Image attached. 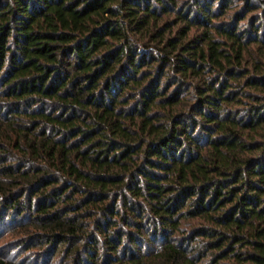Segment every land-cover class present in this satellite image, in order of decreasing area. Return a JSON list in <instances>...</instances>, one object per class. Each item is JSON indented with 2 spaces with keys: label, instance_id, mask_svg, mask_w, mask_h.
<instances>
[{
  "label": "trees",
  "instance_id": "16d2710c",
  "mask_svg": "<svg viewBox=\"0 0 264 264\" xmlns=\"http://www.w3.org/2000/svg\"><path fill=\"white\" fill-rule=\"evenodd\" d=\"M0 264H264V0H0Z\"/></svg>",
  "mask_w": 264,
  "mask_h": 264
},
{
  "label": "rangeland",
  "instance_id": "374dc122",
  "mask_svg": "<svg viewBox=\"0 0 264 264\" xmlns=\"http://www.w3.org/2000/svg\"><path fill=\"white\" fill-rule=\"evenodd\" d=\"M4 240H6V239L1 240V241H0V244H1L2 242H4Z\"/></svg>",
  "mask_w": 264,
  "mask_h": 264
}]
</instances>
